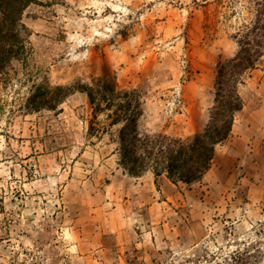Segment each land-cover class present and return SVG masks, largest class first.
Wrapping results in <instances>:
<instances>
[{
	"label": "rangeland",
	"instance_id": "1",
	"mask_svg": "<svg viewBox=\"0 0 264 264\" xmlns=\"http://www.w3.org/2000/svg\"><path fill=\"white\" fill-rule=\"evenodd\" d=\"M262 1L35 0L26 8L28 59L0 77V264H264V126L253 116L249 137L234 144L236 128L203 179L187 184L129 175L117 126L89 131L84 92L56 110L25 107L34 83L105 77L139 93L142 132L186 139L209 122L217 67L238 51L236 36L264 24ZM262 75L264 54L243 75L244 104L254 105L260 88L249 78Z\"/></svg>",
	"mask_w": 264,
	"mask_h": 264
},
{
	"label": "trees",
	"instance_id": "2",
	"mask_svg": "<svg viewBox=\"0 0 264 264\" xmlns=\"http://www.w3.org/2000/svg\"><path fill=\"white\" fill-rule=\"evenodd\" d=\"M32 2L35 0H0V77L15 60L28 59L29 29L23 23V14ZM259 5L262 8L259 13L264 16V1ZM236 38L238 51L217 67L209 122L186 139L142 132L139 122L144 108L139 93L120 89L115 80L105 77H97L90 83L78 80L72 85L34 83L25 107L31 111L56 110L71 94L84 92L92 107L89 131L104 133L117 126L120 164L129 175L139 177L151 171L156 181L165 175L173 183L192 184L203 179L212 166L216 146L230 136L236 112L244 104L239 93L243 75L255 68L264 54V24L260 20ZM101 114L106 116L107 123L100 122Z\"/></svg>",
	"mask_w": 264,
	"mask_h": 264
},
{
	"label": "crops",
	"instance_id": "3",
	"mask_svg": "<svg viewBox=\"0 0 264 264\" xmlns=\"http://www.w3.org/2000/svg\"><path fill=\"white\" fill-rule=\"evenodd\" d=\"M254 80L257 81L255 83H257V86H260V88H256L254 90V92L253 91L251 92L252 93L251 102L255 105L258 101H260V99L263 101L260 102L261 103L260 105L254 106V105H251V103L248 104V102H249V101H247L248 98H247V100L245 99L244 107L237 112L238 115L235 116V121H234V124L232 127V132H231L230 136L227 138V139L231 138V136L235 133V129L237 128L239 130L238 133L241 135H236L234 137V144H236L243 137H249L248 131L252 130V128L249 127V123L251 122V120H250L251 116H253V118L256 119L255 120V122H256L255 128H259V126L261 128L264 126V75H262L259 78V80H256V76L250 77L247 84H250L249 81L254 82ZM237 116L238 117L240 116L242 118L238 119ZM251 132H253V134H256L254 131H251ZM250 137L255 138L254 135H251ZM263 137H264V134H263ZM140 177H142V176H139L137 178H140ZM160 178H161V176H160ZM165 178L168 179L167 177H165Z\"/></svg>",
	"mask_w": 264,
	"mask_h": 264
}]
</instances>
